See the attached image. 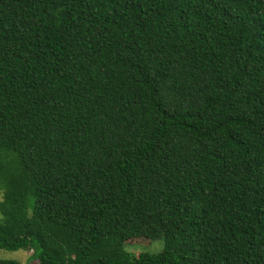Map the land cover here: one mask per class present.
Segmentation results:
<instances>
[{"label":"trees","instance_id":"16d2710c","mask_svg":"<svg viewBox=\"0 0 264 264\" xmlns=\"http://www.w3.org/2000/svg\"><path fill=\"white\" fill-rule=\"evenodd\" d=\"M0 194L40 264H264V0H0Z\"/></svg>","mask_w":264,"mask_h":264},{"label":"rangeland","instance_id":"374dc122","mask_svg":"<svg viewBox=\"0 0 264 264\" xmlns=\"http://www.w3.org/2000/svg\"><path fill=\"white\" fill-rule=\"evenodd\" d=\"M2 197L0 194V201ZM1 219V215H0ZM125 252L130 253L132 255H136L141 252L148 253H157L162 250V241H146V240H137L135 243L125 244L124 246ZM33 252L17 250V251H9L0 249V260L3 261H16L21 264H40L39 260L32 256Z\"/></svg>","mask_w":264,"mask_h":264}]
</instances>
